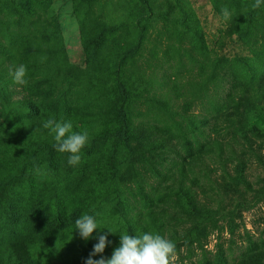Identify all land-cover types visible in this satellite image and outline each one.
I'll use <instances>...</instances> for the list:
<instances>
[{"label": "rangeland", "instance_id": "374dc122", "mask_svg": "<svg viewBox=\"0 0 264 264\" xmlns=\"http://www.w3.org/2000/svg\"><path fill=\"white\" fill-rule=\"evenodd\" d=\"M253 2L0 0V44L6 46L2 58L15 53L17 60L21 61L17 62L15 68L25 65L27 73L35 78L48 79L49 86L54 87L59 97L62 95L61 102L67 97L74 98L75 92L85 96L94 116L93 120L88 116L85 118L93 127L101 120L107 122L118 118L117 104L121 93L116 81L119 78L127 79L132 71L138 78L137 82H143V104L134 102L132 105L134 122L149 124L155 120L162 126L165 123L173 125L167 116L153 109L152 102L167 92L165 82L173 85L171 81L176 78L178 89L169 92L172 110H179L181 104L188 101L191 103L190 112L196 116L209 117L214 113L211 106L216 103L218 96L231 89L232 99L225 108L227 112L233 113L230 130L240 125L239 113L243 109L240 104L243 102L245 109H251L249 120L244 121L243 125L248 128L250 123L259 119L256 123L261 127L260 120H264V85L261 88L257 86L263 78L260 70L264 72V4L253 10ZM224 7L228 8L230 17L237 15L241 17V22L249 21L253 33L245 37L237 33L227 34L229 18L224 17ZM184 13L188 16L187 28L180 29L178 20ZM140 15L147 17L143 22L146 27L143 33L135 26ZM165 25L175 29L172 34L167 35ZM197 32L200 33L199 40L206 46V52L193 56L186 53L185 49L187 40L197 35ZM27 38H31L32 43L24 46L23 42ZM153 47L155 56L151 51ZM255 52H259L261 58L256 57ZM235 66L243 67L241 73L235 72ZM6 72L0 66V103L4 104L7 99L16 100L26 92L8 79ZM242 97L249 100L242 101ZM82 119L80 116L79 120ZM236 133V141L240 142L232 145L234 149L228 147V153L223 157L215 153L213 157L205 158L213 171L211 176L204 174L205 166L200 161L191 169L188 179L211 184L213 191L210 192L215 193L212 195L214 207L220 204L225 209L209 225L205 239L189 244L178 239L174 264H238L264 248V133L248 132L250 139L247 140L238 134L239 131ZM24 159L22 152L0 157V235L4 227H15L12 214L20 206L17 207L18 202L22 201L23 204L26 201L30 190L40 187L45 180H53V185L61 187V175L46 173L44 176L42 171L43 176H36L34 170L24 171ZM226 171L232 177L240 172L243 175L239 192H244L245 201L237 197L239 192L232 199L222 201L220 182H215L214 178H219ZM112 182L111 197L126 190L131 198L138 188L136 183H132L128 189L120 187L117 190L115 184L118 179L114 178ZM137 197L139 202L132 198L128 210L118 208L117 199H113L112 203L104 204L101 211L93 209L95 205L83 211L84 214L94 215L104 228L96 229L88 240L81 238L76 230L77 241L83 244L94 240L98 242L102 234H107L109 240L125 228L128 219L135 217L147 227L148 232L168 239L170 225L176 222H171L168 231H159L151 215L145 217L148 211L145 199ZM240 201L243 203L238 205ZM134 205L138 209H134ZM139 208L142 209L143 219L139 216ZM230 213H233L232 217H228ZM179 218L176 221L184 222L187 216ZM185 222L189 224L187 220ZM38 259L39 264H66L57 255L48 256V253L40 254Z\"/></svg>", "mask_w": 264, "mask_h": 264}, {"label": "trees", "instance_id": "16d2710c", "mask_svg": "<svg viewBox=\"0 0 264 264\" xmlns=\"http://www.w3.org/2000/svg\"><path fill=\"white\" fill-rule=\"evenodd\" d=\"M146 18L145 15H140L135 25L139 27L140 33L145 31L143 22ZM187 18L185 13L179 18L180 29L187 28ZM241 21V17L232 15L228 20L226 33H237L241 37L253 33L251 23ZM174 30L166 27L165 31L170 35ZM199 39L200 33L197 32V35L187 40L186 53L196 56L206 52V46ZM31 43L32 39L27 38L23 45ZM5 47L0 44V66L6 69L8 79L13 80L11 73L15 70V65H18L17 62L21 61L17 60L15 53L2 58ZM151 51L155 56L154 47ZM255 56L261 58L259 52H255ZM236 68L235 72L241 73L243 67ZM261 71L260 76L263 78L258 88L264 85V72ZM26 80L27 84H18L26 90L20 98L13 101L7 99L5 104L0 103V157L22 152L26 165L24 171L34 170L36 176H43V173L44 176L46 173L51 176L61 175L62 183L61 187L57 188L53 185V180H45L40 187L28 192L29 196L23 204L22 201L17 203V207L19 204L20 206L12 214L15 227H4L0 235V264H39V255L43 253H48V256L57 255L61 260H65L66 264H86L94 245L98 242L94 240L83 244L77 241L76 219L84 214L83 211L92 208V205H95L93 209L101 211L103 205L112 203L113 199H117L118 208L128 210L132 198L139 202L137 196L145 199L148 207L145 217L151 215L159 231H168L171 222H176L170 225L171 234L168 236V239L175 242L176 247L179 246L178 239L185 240L188 244L203 240L209 225L215 222L216 215L220 214L225 206L219 204L215 208V200L212 199L214 192H210L213 191L212 185L200 183L198 179H188L190 172L197 166V161H200L205 166L204 174L211 176L213 171L205 162V158L213 157L215 153L223 157L228 153V147L234 149L232 145L239 141H236V131H239L238 134L245 138L244 140L250 139L248 132L264 133V120H260L261 127L256 123L259 119L250 123L248 128L243 125L244 121L249 120L248 114L251 110L245 109L244 102L240 104L243 108L239 113L240 125L230 130L233 113L227 112L225 108L232 99L231 89L218 96L216 103L211 106L213 114L209 117L196 116L190 112L191 103L188 101L183 102L179 110H172L169 92H176L178 89L175 78L171 81L173 85L165 82L167 92L152 102L153 109L167 116L173 125L165 123L162 126L155 120L149 124L134 122L132 105L134 102L137 105L143 104V82H137L138 78L136 79L132 71L127 79L119 78L116 81L121 93L117 104L118 118L107 122L101 120L93 127L85 118L88 116L93 120L94 116L89 110L91 106L81 93L75 92L74 98L67 97L61 102L62 95L59 97V94H56L54 87L49 86L48 79L35 78L27 73ZM244 99L246 102L249 100L240 98L242 101ZM52 116L58 121L71 120L74 131L89 132L90 139L82 150L79 164L69 165L68 154L55 150L53 135L42 126L43 122ZM80 116L82 120H79ZM206 128L208 130H205ZM198 172L200 173V170ZM114 178L118 179L115 184L117 190L120 187L128 189L132 183L138 185L131 198L126 190L111 197ZM214 179L215 182H220L218 185L223 194V201L232 199L233 195L239 192L243 175L240 172L232 177L226 171ZM243 195L244 192H239L237 197L245 201ZM12 202L15 203L13 197ZM135 207L134 205V209H138ZM138 211L143 219L142 209L139 208ZM176 213L179 217L187 216L189 224H186V220L178 222L180 218ZM228 215L232 217L233 213ZM125 232L136 235L148 232V229L137 217L128 219L125 228L109 239L110 243L104 252L91 258H111L120 244L121 234ZM263 262L264 248H261L259 252L248 259H242L238 264Z\"/></svg>", "mask_w": 264, "mask_h": 264}, {"label": "clouds", "instance_id": "9594fccd", "mask_svg": "<svg viewBox=\"0 0 264 264\" xmlns=\"http://www.w3.org/2000/svg\"><path fill=\"white\" fill-rule=\"evenodd\" d=\"M264 4V0H254L251 4L253 10ZM225 19L230 18L227 7L222 9ZM16 84H27V68L19 65L11 73ZM43 128L53 135L54 148L60 153L68 154V164L75 166L82 159V150L89 142L87 130L74 131L71 120H57L54 116L43 122ZM38 170V169H37ZM39 171V170H38ZM75 228L81 238L88 240L93 233L101 227L94 215L82 214L75 221ZM111 232H114L109 228ZM110 243L107 234L99 235L98 243L94 245L86 264H174L176 260V244L160 234L145 232L132 235L127 232L121 234L120 244L115 248L111 258L101 257L92 259L98 253H103L107 244Z\"/></svg>", "mask_w": 264, "mask_h": 264}]
</instances>
